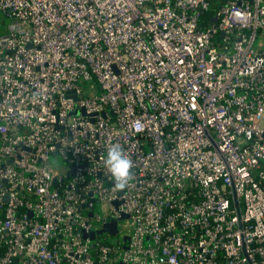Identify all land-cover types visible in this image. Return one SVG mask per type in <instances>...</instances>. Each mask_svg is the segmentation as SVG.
I'll return each mask as SVG.
<instances>
[{
    "label": "built area",
    "instance_id": "built-area-1",
    "mask_svg": "<svg viewBox=\"0 0 264 264\" xmlns=\"http://www.w3.org/2000/svg\"><path fill=\"white\" fill-rule=\"evenodd\" d=\"M3 35L0 264H264V0H0Z\"/></svg>",
    "mask_w": 264,
    "mask_h": 264
},
{
    "label": "clouds",
    "instance_id": "clouds-1",
    "mask_svg": "<svg viewBox=\"0 0 264 264\" xmlns=\"http://www.w3.org/2000/svg\"><path fill=\"white\" fill-rule=\"evenodd\" d=\"M105 166L111 174L114 188L123 191L134 179V162L127 156L119 144H113L107 150Z\"/></svg>",
    "mask_w": 264,
    "mask_h": 264
},
{
    "label": "rangeland",
    "instance_id": "rangeland-1",
    "mask_svg": "<svg viewBox=\"0 0 264 264\" xmlns=\"http://www.w3.org/2000/svg\"><path fill=\"white\" fill-rule=\"evenodd\" d=\"M86 88V87H84ZM50 164L53 166V167H56V168H62L64 163L63 161L61 160V158H57L55 157L54 155H51L50 156ZM95 212L96 213H99V214H103L104 213V209L102 208L101 205H99L98 203H96L95 205ZM119 237H122V232L119 233L118 235ZM99 239H102V236L101 237H98ZM114 238V237H113Z\"/></svg>",
    "mask_w": 264,
    "mask_h": 264
},
{
    "label": "water",
    "instance_id": "water-1",
    "mask_svg": "<svg viewBox=\"0 0 264 264\" xmlns=\"http://www.w3.org/2000/svg\"><path fill=\"white\" fill-rule=\"evenodd\" d=\"M6 39H7V35H3V36H1V37H0V45H5ZM89 194H90V193H89ZM88 205H89V206H92V201L89 202ZM106 226H107V225H106ZM108 227H109V229H110V231H111L112 233H115V232H116V229H115V225H114V223L108 225ZM102 231H103V230H102ZM102 231L99 230V231H97V233H101ZM94 234H95L94 232H91V233H90V238L93 239ZM83 236L86 237L85 234H84ZM119 264H123V263H119Z\"/></svg>",
    "mask_w": 264,
    "mask_h": 264
}]
</instances>
